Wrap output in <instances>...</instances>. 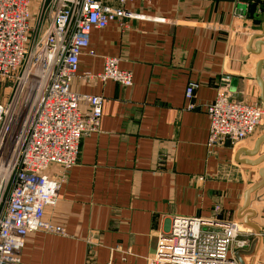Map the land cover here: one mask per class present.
Here are the masks:
<instances>
[{
  "label": "crops",
  "instance_id": "0c3cea01",
  "mask_svg": "<svg viewBox=\"0 0 264 264\" xmlns=\"http://www.w3.org/2000/svg\"><path fill=\"white\" fill-rule=\"evenodd\" d=\"M260 7L259 0H134L123 6L129 16L90 32L70 87L103 98L100 123L81 137L71 168L46 170L59 187L43 219L64 233H29L19 264H148L174 216L198 217L207 229L237 220L248 244L233 253L249 247L254 232L237 215L264 162L244 164L235 153L253 149L264 117L244 141L208 147L204 108L219 90L261 103L255 73L264 46L259 54L248 48L264 21ZM105 57L130 71L132 85L93 77ZM191 81L197 87L188 100ZM261 155L264 141L254 157L238 158ZM248 208L261 236L243 259L264 264V185L250 193Z\"/></svg>",
  "mask_w": 264,
  "mask_h": 264
},
{
  "label": "built area",
  "instance_id": "2783aa9c",
  "mask_svg": "<svg viewBox=\"0 0 264 264\" xmlns=\"http://www.w3.org/2000/svg\"><path fill=\"white\" fill-rule=\"evenodd\" d=\"M132 1L0 0V85L11 82L4 86L9 100L0 101V264H19L31 232L64 233L43 219L59 187L46 170L52 164L68 170L77 162L80 139L98 128L103 104L101 96L72 92L71 82L90 32L129 16L123 6ZM93 77L132 85L116 57H105ZM196 87L188 83V100ZM204 111L212 147L225 139L244 141L264 117V104L236 101L219 90ZM203 225L198 217H172L148 264H239L232 247L248 244L238 238L240 222Z\"/></svg>",
  "mask_w": 264,
  "mask_h": 264
},
{
  "label": "water",
  "instance_id": "95a60500",
  "mask_svg": "<svg viewBox=\"0 0 264 264\" xmlns=\"http://www.w3.org/2000/svg\"><path fill=\"white\" fill-rule=\"evenodd\" d=\"M261 2H264V0H259ZM252 45V48H251ZM262 46H264V21L261 22L260 25V31L250 36L248 41V48L251 50L254 54H259L262 50ZM261 75L264 76V59H260L257 62L256 65V73L255 78L261 87V93H260V102L264 104V80L261 79ZM264 141V134H262L255 142L254 147L252 150H246L245 148H240L235 153V159L241 163L249 164V165H257L261 162H264V155L259 156L255 159H239L238 156L240 153H244L248 157H254L258 150L260 143ZM259 174V180L250 186L244 193V201L241 207V210L238 213V218L241 219V221L254 232V238L251 240L249 247L246 249H239L234 253L235 258L237 259L239 264H245L243 256H249L252 253H254V248L256 246V243L259 241L261 236V230L260 228L252 222L250 219L255 215L254 210H250L248 208L249 206V199H250V193L254 192L256 189L264 185V166H262L258 170ZM259 196L255 198V200H259ZM227 222V221H224Z\"/></svg>",
  "mask_w": 264,
  "mask_h": 264
},
{
  "label": "rangeland",
  "instance_id": "374dc122",
  "mask_svg": "<svg viewBox=\"0 0 264 264\" xmlns=\"http://www.w3.org/2000/svg\"><path fill=\"white\" fill-rule=\"evenodd\" d=\"M10 81L6 80V83L0 85V101H6L7 99L9 100V89L8 88H4V86L6 85H10ZM244 258V256H243Z\"/></svg>",
  "mask_w": 264,
  "mask_h": 264
}]
</instances>
